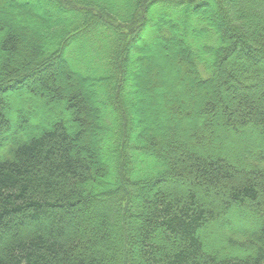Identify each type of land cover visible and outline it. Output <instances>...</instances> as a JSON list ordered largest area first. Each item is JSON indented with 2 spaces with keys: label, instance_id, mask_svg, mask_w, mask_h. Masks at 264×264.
Returning a JSON list of instances; mask_svg holds the SVG:
<instances>
[{
  "label": "trees",
  "instance_id": "obj_1",
  "mask_svg": "<svg viewBox=\"0 0 264 264\" xmlns=\"http://www.w3.org/2000/svg\"><path fill=\"white\" fill-rule=\"evenodd\" d=\"M163 43L173 73L140 69ZM197 109L240 152L172 130ZM245 158L264 168V0H0V264H264Z\"/></svg>",
  "mask_w": 264,
  "mask_h": 264
},
{
  "label": "rangeland",
  "instance_id": "obj_2",
  "mask_svg": "<svg viewBox=\"0 0 264 264\" xmlns=\"http://www.w3.org/2000/svg\"><path fill=\"white\" fill-rule=\"evenodd\" d=\"M51 12L53 13V15L55 14L52 10H51ZM182 46L185 47V45H183V43H182ZM161 50L163 51V54L165 56L163 62L161 61V58L159 55L160 54L159 50L154 49L151 46L147 47L145 49V52L143 51V53H140V55L144 58L140 61V69H142L144 67V64L147 62V59H148L147 57H150L148 60L153 62L155 67H158L159 70L161 69L163 72L166 71L168 74H172L173 73V70H172L173 67L172 66L174 64L173 62L175 61V59H172L171 54H170V50L168 48H166V43H163V47ZM44 55L45 54H43V56ZM44 60H45V58L42 59V57H41L39 59L38 63H36L34 66L37 67V66H39V64H41L42 66H44V64H45V66H46V64H47L48 65L47 68H51V66H49V64L52 63V64H54V66H53L54 69H57V70L59 69V67H57V64L53 63L54 59L49 58L46 61H44ZM42 69H45V68H42ZM171 70H172V72L169 73L168 71H171ZM141 73H142V70H141L140 74ZM3 82L5 83L6 81H3ZM23 83L20 85H17L16 87H22ZM4 90L7 91L6 95H9V101L15 108H22L24 110L30 109V111L32 113L36 110H39L41 103L37 102L36 98L33 97L32 95H30L27 91L23 90L21 95L13 97L14 96L13 95L14 94V87L11 90L6 85ZM224 91L226 93H228L229 95H232V94L237 92V90H233V89H229V90L225 89ZM156 97H157V99L155 100V103H160L162 95H159V93H158V95ZM184 101H185V104H187V105L190 103V99L187 96H185ZM177 102H179V100ZM138 106H139L138 104H135L134 109H137ZM159 115L156 118H158ZM159 118H160V121L162 122L161 119H163V115H161V117H159ZM218 123L219 122H216L214 124V127L218 128V129H217V132L214 135H212V133H211L212 130L210 129L211 124L210 123L207 124L205 122L203 117H201V115H200V110L197 109V110L191 111L190 118L184 120L183 123H179V122L177 123V121L174 120V125L176 128H172V130L174 129L173 131H176V133L180 136L182 134L181 127L185 126L192 131H196L197 134H199L201 137H203L204 141H206L205 140L206 137L210 138V137L214 136L212 138L214 141V144H217V145L218 144H225V145H227L226 150L232 151L234 153L240 152V148L242 146L241 143H238L237 138H234L233 136L229 135V133L223 132L222 128H220L217 125ZM30 124L34 125L35 124L34 120H31ZM162 125H163V122H162ZM164 127H162V128H164ZM182 140L184 143L186 142V141H184L185 140L184 138H182ZM189 142H190V140H189ZM245 160H246L247 164L248 163L249 164H255V162L253 160H250L248 158H245ZM255 165L258 168L264 169L263 165H261V164L256 163ZM238 217L239 216H237L236 214L235 215L232 214L230 216V221L232 222L230 227L232 230H236V232H237L235 235V239L236 240H242L244 238L243 233H246V231L240 229V227H239L240 226L239 225L240 219ZM229 230H230L229 228L224 227L223 229H221V231L212 233L213 238L210 237V241L212 242V244L215 246L216 249L221 250L223 253L237 254L234 251V249L228 248L226 246L225 236L228 235Z\"/></svg>",
  "mask_w": 264,
  "mask_h": 264
}]
</instances>
